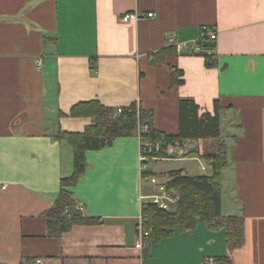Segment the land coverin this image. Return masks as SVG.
<instances>
[{
  "label": "crops",
  "instance_id": "obj_1",
  "mask_svg": "<svg viewBox=\"0 0 264 264\" xmlns=\"http://www.w3.org/2000/svg\"><path fill=\"white\" fill-rule=\"evenodd\" d=\"M128 13L138 18L123 22ZM203 27L217 33L215 67L177 51L168 63L152 62L172 46L170 39L197 43ZM171 66L182 71L183 85L171 86ZM181 98L192 99L200 114L213 113L215 100L222 109L221 213L243 218V246L229 250L223 229L198 223L174 228L147 253L135 248L149 165H142L136 136L87 151L85 174L68 188L83 217L98 223L48 237L44 214L61 179L73 172L72 148L54 136L91 124L70 117L71 108L136 102L152 112L157 131L175 135ZM206 258L264 264V0H0V264H203Z\"/></svg>",
  "mask_w": 264,
  "mask_h": 264
},
{
  "label": "trees",
  "instance_id": "obj_2",
  "mask_svg": "<svg viewBox=\"0 0 264 264\" xmlns=\"http://www.w3.org/2000/svg\"><path fill=\"white\" fill-rule=\"evenodd\" d=\"M197 45L201 52L196 56L205 59L207 68L216 66L215 43L201 39ZM154 64H164L177 57L173 46L153 55ZM96 69L95 66L92 67ZM183 73L176 66L170 67L171 86L183 85ZM118 109L121 111L118 112ZM221 112L217 100L214 101L213 113L200 114L199 106L190 98L178 100V131L175 135L157 131L152 124L153 114L145 111L136 102L127 107H106L97 101H89L73 106L69 116L89 118L91 124L82 133L59 131L54 136L65 141L73 150V172L70 177L60 181V192L53 207L44 214L47 221L48 237L58 238L75 225H94L98 221L84 218L77 209L68 188L76 186L78 180L87 170L85 154L87 151H98L110 147L117 138L138 137L140 142L159 144L163 149L184 147L186 142L197 143V148L187 151L186 158L198 157L210 169L209 174L188 176L182 170L169 173L143 171L142 177L152 176L163 182L169 190L176 191L180 200L173 212L159 210L154 205L142 210L145 229L149 232L143 239V251L172 234L174 228L188 231L198 223H206L212 229H223L226 233L227 247L237 250L244 243L243 218L238 215L223 216L221 213L222 174L227 167L226 148L221 136ZM146 127V131L143 128ZM160 161H144L158 163ZM219 264H230L226 258H218Z\"/></svg>",
  "mask_w": 264,
  "mask_h": 264
},
{
  "label": "built area",
  "instance_id": "obj_3",
  "mask_svg": "<svg viewBox=\"0 0 264 264\" xmlns=\"http://www.w3.org/2000/svg\"><path fill=\"white\" fill-rule=\"evenodd\" d=\"M147 18H153V13H148ZM131 18L137 19L138 16L132 14H125L122 17L123 22L129 21ZM201 39H207L208 41L215 43L217 40V33L208 27H203L200 31ZM198 43V42H197ZM197 43H193V45H185L175 44L172 39L169 40V44L175 47L178 53L185 52L190 55H196L201 52V49L197 45ZM42 64V61L38 59L36 61V65L39 68ZM121 110L118 109V112ZM143 131H146V127L143 128ZM140 153H141V161H163L169 159H180L183 158L187 153V150L184 147H172L170 145L165 148H161L159 144L152 145L151 143L145 141L140 142ZM143 183L147 184L148 190L147 192H140L139 194V202L141 205V214L137 218V222L135 224V235H136V244L135 248L142 249L143 248V239L148 236V231L145 229V220L142 217V210H144L149 205H154L159 210L165 212H173L176 209L177 204L179 203L180 197L176 191L169 190L166 185L159 181L157 178L152 176H143L141 178ZM77 209L82 212L83 206L81 204H77ZM36 264H44L43 261L37 260ZM203 264H219L217 259L215 258H206L203 261Z\"/></svg>",
  "mask_w": 264,
  "mask_h": 264
},
{
  "label": "rangeland",
  "instance_id": "obj_4",
  "mask_svg": "<svg viewBox=\"0 0 264 264\" xmlns=\"http://www.w3.org/2000/svg\"><path fill=\"white\" fill-rule=\"evenodd\" d=\"M224 143V141H223ZM205 166L201 159H169L156 163H149L146 167L148 171L155 170L159 174L169 173L171 171L184 170L188 175L196 176L201 174H209L210 169L206 167L207 172H202V167ZM224 204L227 208V197L224 196ZM227 212V210L225 211Z\"/></svg>",
  "mask_w": 264,
  "mask_h": 264
}]
</instances>
